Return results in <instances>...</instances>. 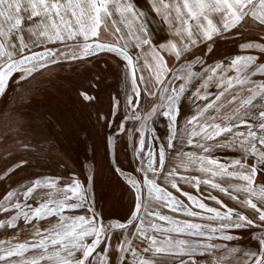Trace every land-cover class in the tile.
Instances as JSON below:
<instances>
[{
	"label": "snow or ice",
	"instance_id": "obj_1",
	"mask_svg": "<svg viewBox=\"0 0 264 264\" xmlns=\"http://www.w3.org/2000/svg\"><path fill=\"white\" fill-rule=\"evenodd\" d=\"M145 4L0 0V264H264V0ZM85 108L99 146L44 171Z\"/></svg>",
	"mask_w": 264,
	"mask_h": 264
},
{
	"label": "rangeland",
	"instance_id": "obj_2",
	"mask_svg": "<svg viewBox=\"0 0 264 264\" xmlns=\"http://www.w3.org/2000/svg\"><path fill=\"white\" fill-rule=\"evenodd\" d=\"M141 4H144L146 7L148 6L145 4V2ZM230 47L231 46H222V50L227 53L230 50ZM98 55L104 57L106 55L111 56L112 54L100 53ZM88 68L90 69L91 66H88ZM51 71L53 73L52 76H49L48 73H45L44 77L38 79H51L53 85L57 87L62 86L66 82L79 84L80 81L89 74V71L80 67L68 68L65 66V68L62 70L53 68ZM121 88V74L113 72L112 74L107 75L101 85V104L97 107H102L106 110L108 107L109 93ZM62 99L66 100L67 97L64 96ZM93 111L94 110L85 108L82 111H76L74 113L71 122L66 124L64 131L59 134V154L53 152L52 155L48 157L47 163L49 167L44 169V171L49 173H63L64 170L58 167V161L61 158L66 160L70 167L76 166L73 162H87L85 158L92 155L91 147L93 143L99 146L103 135L108 131L106 129H100L99 125L96 124ZM83 129H87V132L83 131ZM119 155L121 162L125 165H127L132 158L130 151L125 153L123 150H121ZM98 160L100 161L101 165L100 170L102 173V180L104 182H110L111 180H114V177H108L104 174L106 169L104 168L102 161V149L100 156H98ZM24 175L25 173H20L17 179L22 178ZM100 203L105 206L106 210L111 211L114 215H122L125 210L122 207H109L106 200H102Z\"/></svg>",
	"mask_w": 264,
	"mask_h": 264
},
{
	"label": "crops",
	"instance_id": "obj_3",
	"mask_svg": "<svg viewBox=\"0 0 264 264\" xmlns=\"http://www.w3.org/2000/svg\"><path fill=\"white\" fill-rule=\"evenodd\" d=\"M141 1H142V2H141ZM140 2L143 3V2H145V0H140ZM159 35H160V36H165V35H167V29L165 28L164 31L159 32Z\"/></svg>",
	"mask_w": 264,
	"mask_h": 264
}]
</instances>
